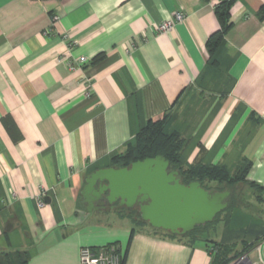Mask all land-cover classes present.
Listing matches in <instances>:
<instances>
[{"label": "crops", "instance_id": "1", "mask_svg": "<svg viewBox=\"0 0 264 264\" xmlns=\"http://www.w3.org/2000/svg\"><path fill=\"white\" fill-rule=\"evenodd\" d=\"M220 1L0 0L4 264L16 251L28 252V264H81L82 248L111 246L124 264H213L223 242L137 228L123 210L83 196L91 173L118 169L113 156L170 115L167 129L184 140L187 165L250 164L264 224V0L235 1L232 28L209 66ZM176 11L184 20L158 33ZM253 236L242 254L264 264V229Z\"/></svg>", "mask_w": 264, "mask_h": 264}, {"label": "water", "instance_id": "2", "mask_svg": "<svg viewBox=\"0 0 264 264\" xmlns=\"http://www.w3.org/2000/svg\"><path fill=\"white\" fill-rule=\"evenodd\" d=\"M86 182V201L108 193L110 204L120 199L121 206L139 207L141 219L151 227L182 236L212 223L228 207L225 201L230 196L228 191H208L199 182L182 184L179 173L162 156L126 168L97 170Z\"/></svg>", "mask_w": 264, "mask_h": 264}, {"label": "trees", "instance_id": "3", "mask_svg": "<svg viewBox=\"0 0 264 264\" xmlns=\"http://www.w3.org/2000/svg\"><path fill=\"white\" fill-rule=\"evenodd\" d=\"M236 0H221L217 5L215 12L219 21L220 28L214 33L207 42V51L209 53V66H214L217 63L216 55L225 43V37L232 28L230 12ZM166 118L156 122H149L143 127L133 141L129 142L124 151L116 154L112 158L113 166L116 168H126L131 164L146 159L156 158L157 156L164 157L171 165L172 170L179 173V179L182 184L189 185L193 182H199L202 187L208 191L214 192H231V198L228 203L229 208L240 207L237 194L241 192L240 183H245L250 188H256L260 192V200L262 201V187L249 182L247 174L250 164L241 165L237 173L233 176L232 172L224 166H212L203 164L187 165L183 158L184 140L176 132L168 133L165 128ZM219 183L223 187L210 189L207 183ZM129 217L133 220L135 215H139L138 210L128 212ZM219 215L212 223L206 226L196 227L192 232L185 237H189L190 243L198 240V237L205 232L213 223L218 220ZM142 222H144L142 220ZM133 223L135 224L134 220ZM170 238L176 239L177 235L169 234ZM264 239V236H263ZM249 247V246H246ZM235 250L233 245L216 244L213 251V264H226L230 260L228 255H231ZM246 250V249H245ZM233 253H236L235 251ZM7 264H28L30 256L27 251H16L4 256ZM0 259L3 258L0 256ZM5 262L0 260V264ZM124 258L122 263L124 264Z\"/></svg>", "mask_w": 264, "mask_h": 264}, {"label": "rangeland", "instance_id": "4", "mask_svg": "<svg viewBox=\"0 0 264 264\" xmlns=\"http://www.w3.org/2000/svg\"><path fill=\"white\" fill-rule=\"evenodd\" d=\"M171 116L172 115L168 116L165 122V128L168 133H172L167 129V124L169 123ZM229 170L234 176L238 169ZM207 186L210 189L215 190L223 187L221 184L216 182L207 183ZM239 188H241V192L238 193L237 196L240 207L229 209L226 208L219 214L218 220L198 237V240L202 239V241L206 242H223V244L235 246L236 253L231 255L230 260L228 263L226 262V264H231L233 261L237 260L243 255V245L253 240V232H258L264 229V224L260 219V192H258L256 188H250L245 183H240ZM113 209L117 210V208ZM122 212L125 215H129L127 211L123 210ZM133 220L137 228H145L150 231H155L159 235L169 236V233H164L161 230L156 231L152 229L146 222H142L140 212L139 215H135V217H133ZM182 238L188 240L189 242L192 240L189 237ZM254 257L255 255L252 253L251 258L254 259Z\"/></svg>", "mask_w": 264, "mask_h": 264}, {"label": "built area", "instance_id": "5", "mask_svg": "<svg viewBox=\"0 0 264 264\" xmlns=\"http://www.w3.org/2000/svg\"><path fill=\"white\" fill-rule=\"evenodd\" d=\"M185 18V14L183 11H176L172 17L168 20H165L157 25L158 33H170L172 32L176 25L182 22ZM59 20L58 15H53L51 17V24L54 25ZM50 30L45 32V34H49ZM65 39H68V36H64ZM138 46L137 43L132 44V50L136 49ZM62 59H58L59 62H62ZM87 59L85 57H81L79 59L80 63H85ZM45 196L44 192L40 193L37 196V202L39 208H44L45 206ZM215 252V251H214ZM80 262L81 264H121L122 256L118 252L117 248L114 246L107 247L101 250H94L92 248L84 247L80 252ZM231 264H250V260L247 254L242 255L237 260L233 261Z\"/></svg>", "mask_w": 264, "mask_h": 264}, {"label": "flooded vegetation", "instance_id": "6", "mask_svg": "<svg viewBox=\"0 0 264 264\" xmlns=\"http://www.w3.org/2000/svg\"><path fill=\"white\" fill-rule=\"evenodd\" d=\"M224 192H227V191H224ZM107 196H108V193H105L104 195H102L100 197V199H101L100 204H102V206L100 205V208H102V207L103 208H109V209L117 208V209L124 210L127 212L133 211V210H139V207L128 208L125 205L121 206L120 205V199L117 200L115 203L110 204L109 201L107 200ZM230 198H231V192H230V196L227 198V200L225 202L229 203Z\"/></svg>", "mask_w": 264, "mask_h": 264}]
</instances>
